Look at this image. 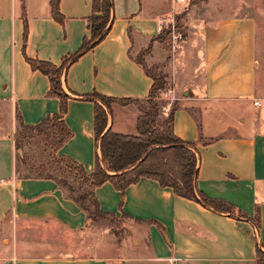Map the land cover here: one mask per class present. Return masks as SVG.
<instances>
[{"label":"crops","instance_id":"0c3cea01","mask_svg":"<svg viewBox=\"0 0 264 264\" xmlns=\"http://www.w3.org/2000/svg\"><path fill=\"white\" fill-rule=\"evenodd\" d=\"M259 1L264 5V0H112L105 39L62 74L71 96L64 120L72 135L56 155L92 173L101 158L94 129V102H101L90 95L146 100L153 80L136 58L161 33V22L183 14L182 48L170 52L156 41L144 61L163 67L164 94L178 104L174 132L193 143L198 156L197 188L223 201V208L141 177L123 192L110 181L97 187L101 211L115 218L94 221L56 180L19 176L13 141L0 136V157L7 159L6 171L0 169V221L9 218L14 230V245L0 264H258V252H264V6L257 7ZM51 3L0 0V103L10 110L7 128L37 125L60 112V99L48 95L49 77L33 70L26 56L61 65L91 37L93 0H60L63 24L53 17ZM139 115L135 103L114 102L108 127L137 135ZM110 222L118 224V234Z\"/></svg>","mask_w":264,"mask_h":264},{"label":"trees","instance_id":"16d2710c","mask_svg":"<svg viewBox=\"0 0 264 264\" xmlns=\"http://www.w3.org/2000/svg\"><path fill=\"white\" fill-rule=\"evenodd\" d=\"M24 2V0H22ZM60 0H52L53 17L64 23V16L59 8ZM24 9V6H23ZM113 16L112 0H93V14L88 21L91 37H85L81 49L63 58L61 65L52 62L31 59L26 56L27 62L35 71H40L50 79L48 95L60 99V112L48 115L37 125H24L21 127L44 138L52 144L51 165L75 174L79 181L76 187L67 178H57L52 175L47 177L67 191L90 217L115 218L114 214L101 211L95 190L103 183L110 181L121 192L129 185L136 183L141 177L157 180L162 186L170 187L175 194L202 201L216 209L223 208L225 203L207 197L197 188L198 156L193 149V143L184 141L174 132V117L178 109L174 102L168 116L162 118L163 102L160 101V92L166 89L167 80L163 67L155 65L149 67L143 58L137 56L136 61L143 67L148 76L153 80V85L146 100L115 99L94 92L92 97L98 99L95 104L94 129L97 140L100 141L101 158L97 156L95 170L88 173L85 168L72 158L56 155V151L71 137L72 133L66 125L64 117L68 111L71 96L63 87L62 74L66 66L75 62L82 54L102 42L109 30ZM182 15L176 16L180 25ZM170 29H165L152 39L148 50L142 51L147 55L156 41L163 44L168 50V36ZM27 39V23L25 22V40ZM118 102L123 106L135 103L139 107L140 115L137 121V135L117 133L112 126L108 127L111 104ZM19 176V168H16ZM24 177V176H23ZM263 251L259 250L258 256Z\"/></svg>","mask_w":264,"mask_h":264},{"label":"rangeland","instance_id":"374dc122","mask_svg":"<svg viewBox=\"0 0 264 264\" xmlns=\"http://www.w3.org/2000/svg\"><path fill=\"white\" fill-rule=\"evenodd\" d=\"M259 2L260 4L258 5L256 4V6L259 8L263 7L264 5L262 4V1ZM176 26L178 31L185 34V28L182 20L180 21V25H178V23L176 22ZM172 36L173 33L172 30L170 29V34L168 36V40H169L168 50L170 52H173ZM145 56L143 55V52L139 54V57L143 59ZM165 90L160 92V101L163 102V106H164L162 108V118H166L168 116L175 102L174 100L169 98V96H166L164 94ZM136 106L139 109L138 105ZM9 113H10L9 107H6L5 104L0 103V136L4 137L9 135L10 138L12 139L15 166L16 168H19L20 174L23 176L46 177L48 175H52L57 178H67L70 183L78 187L79 181L75 180L74 177L75 174H72L70 171L64 170L63 169L64 166H62V168H58L56 166L51 165V161H52L50 157L51 151L47 149V146L48 148H51L52 144L47 143L44 140V138L37 135L36 133L25 130L23 127H21V125L15 128H9V127L7 128V122H8L7 115ZM0 161H1V167H0L1 171H6L7 168V166H5L6 165L5 162L7 161L6 157L4 158L0 157ZM2 177L7 178V175L3 173ZM6 220L0 221V256H5V252L10 250L14 245L12 242V239H14L13 226ZM109 225L113 226V231L115 234L119 233L120 230L118 224L114 222L113 223L110 222ZM95 239L97 238H94L93 243H95ZM258 258H259L258 264H264V252L262 255H259Z\"/></svg>","mask_w":264,"mask_h":264},{"label":"built area","instance_id":"2783aa9c","mask_svg":"<svg viewBox=\"0 0 264 264\" xmlns=\"http://www.w3.org/2000/svg\"><path fill=\"white\" fill-rule=\"evenodd\" d=\"M178 3H185L187 0H174ZM171 29L173 36H172V49L173 52H176L180 48H182V45L184 44L186 40L185 34L177 30L176 26V19H172L168 23L161 22L159 25V32L164 31L165 29ZM255 105H259V102H255Z\"/></svg>","mask_w":264,"mask_h":264}]
</instances>
